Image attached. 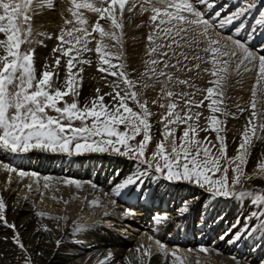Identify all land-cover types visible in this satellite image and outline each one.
<instances>
[{"label": "rangeland", "instance_id": "374dc122", "mask_svg": "<svg viewBox=\"0 0 264 264\" xmlns=\"http://www.w3.org/2000/svg\"><path fill=\"white\" fill-rule=\"evenodd\" d=\"M245 1L256 5L259 0ZM153 2L159 3L154 6ZM35 3L42 2L0 0V35L6 40V47L0 50V140L6 146L23 154L38 151L68 160L97 157L128 161L143 168L135 177L137 184L143 185L147 178L158 179L168 187L195 188L239 208L248 204L253 211L251 215L246 211L243 219L254 217L258 228L264 227V190L254 185L264 182V86L261 80L244 83L237 79L241 63L236 54L225 53L216 39L203 36L202 24L192 14L199 10L192 3L186 7L185 0H70L69 17L89 15L90 30L81 37L91 39L82 42L76 24L73 30H59L56 41L61 52L57 53L62 58L56 63L69 69L63 85L52 81L48 65L42 72L35 69ZM128 8L134 10L135 18L140 16L147 22L148 37L136 49L128 46L123 26ZM237 15L232 13L229 20L236 21ZM223 34L237 46L248 48L237 35L229 31ZM92 52L105 53L93 64L116 106L105 111L83 106L81 80L71 76L77 62L92 68L80 57ZM231 92L242 95L249 105L248 112L240 113V144L233 148L228 147L229 117L224 101ZM12 97L14 119L9 111ZM129 192L134 193L133 189ZM256 234L251 233L253 237L246 241L264 237V233ZM258 241L249 245L257 248ZM244 253L245 249L240 258Z\"/></svg>", "mask_w": 264, "mask_h": 264}, {"label": "bare ground", "instance_id": "6f19581e", "mask_svg": "<svg viewBox=\"0 0 264 264\" xmlns=\"http://www.w3.org/2000/svg\"><path fill=\"white\" fill-rule=\"evenodd\" d=\"M38 2L42 3H35L32 14L36 31L32 36L35 69L42 72L48 65L52 81L63 85L69 78L65 76L69 69L56 63L57 58H62L57 53L60 45L56 40L61 30L72 29L76 24L83 42L85 38L81 35L91 27L89 15L69 17L70 0ZM191 3L199 10L192 14L202 24L203 36L216 39L225 53L236 54L237 62L241 63L237 79L244 83L261 80L264 86V0L256 5L245 0H185L186 7H192ZM131 10L124 12L123 26L128 33V46L136 49L148 37L147 22L143 17L135 18L136 13ZM230 13L240 16L231 21ZM203 17L208 19H200ZM240 23L243 28L242 25L237 28ZM254 23L258 24L256 28ZM228 31L237 35L241 43L248 44V48L237 46L233 39L224 36ZM5 47L6 40L0 35V50ZM249 47L257 48L256 53ZM130 51L132 58L134 52ZM76 53L72 52L79 55ZM104 54H80L92 68L80 66L81 61L77 60L75 70L70 72L72 78L81 80L79 98L87 109L91 105L95 110L100 107L105 111L115 106L107 96V88L102 87L103 76L93 70L95 59ZM13 101L12 97L11 119L16 112ZM224 101L229 117L228 147L233 148L235 143L240 144L237 141L242 125L239 117L243 116L240 113L248 112L249 105L239 93L231 92ZM259 147L255 145V150ZM261 153L264 163V145ZM64 158L38 151L23 154L0 140V264H264V237L251 240L261 241L257 248L246 241L253 237L251 233H264V227L260 232L254 217L243 219L246 211L247 215L252 214L248 204L239 208L195 188L168 187L158 179L147 178L143 185L137 184L135 177L143 168L128 161ZM77 167L79 171H75ZM130 179L134 181L129 182ZM254 185L264 190V182L257 181ZM146 220L149 222L145 223ZM244 249L247 253L240 258Z\"/></svg>", "mask_w": 264, "mask_h": 264}]
</instances>
